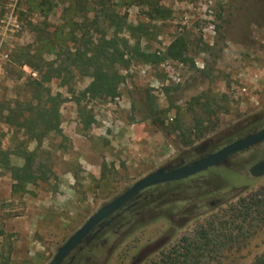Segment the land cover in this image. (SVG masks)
<instances>
[{
  "label": "rangeland",
  "instance_id": "obj_1",
  "mask_svg": "<svg viewBox=\"0 0 264 264\" xmlns=\"http://www.w3.org/2000/svg\"><path fill=\"white\" fill-rule=\"evenodd\" d=\"M112 7L126 12L129 24L143 25L135 35L122 32L130 44L163 54L184 36L195 66L171 58L145 63L128 48L129 62L116 65L125 76L120 96L85 97L91 78H78L73 89L81 109L60 79L45 84L51 95L65 98L59 107L63 135L48 134L38 152L54 175L28 184L24 194L12 192L10 171L0 176V264H48L90 216L142 177L192 162L264 126V0H115ZM158 7L164 17L155 13ZM98 14L89 0H0L3 114L33 92L26 85L38 74L23 65L24 56L56 58L57 41L44 49L43 39L66 37L71 28L79 34L91 20L100 25ZM98 33L92 27L86 38ZM0 134L10 149L25 138L4 123ZM36 145L29 140L26 147ZM262 158L264 142L191 178L144 189L62 264H149L205 222L229 228L243 198L264 201V176L249 172ZM96 160L98 166L87 165ZM11 161L24 162L16 154ZM256 216L232 222L233 237L217 255L206 256L209 264H253L264 255V212Z\"/></svg>",
  "mask_w": 264,
  "mask_h": 264
},
{
  "label": "trees",
  "instance_id": "obj_2",
  "mask_svg": "<svg viewBox=\"0 0 264 264\" xmlns=\"http://www.w3.org/2000/svg\"><path fill=\"white\" fill-rule=\"evenodd\" d=\"M89 1L99 12L100 25L97 24V21L95 25V22L91 20V25L81 27L79 34L71 28L72 30L70 29L66 37L62 38V35L60 36L58 33L52 40L44 38L41 42L44 49L53 46L57 41L59 54L56 58L50 59L44 54L37 53L23 55L25 57L23 65H28L38 74L37 78H33L32 82L30 81L26 85L33 92L24 100L16 101L14 107L8 106L7 114L0 111V123L23 131V135H25V138H18L16 145L11 149L5 148L0 139V176L4 170L10 171L13 179V193H27L30 191L27 188L28 184L36 185L39 179L47 180L54 175L48 161L41 160L38 152L48 134L55 132L58 135H63L59 120V107L65 98H62L61 93L51 95L52 91L45 88L46 83L51 82L54 78L60 79L61 84L67 85L68 92L72 94V97H75L74 100L81 109V96H78L73 89V83L78 78H91L89 85L81 92V95L85 97L107 99L120 96L119 88L125 76L120 73L116 65L129 62L126 58L128 48L133 52L132 57H137L145 63L157 64L164 58H171L195 66L194 59L188 57V40L184 36H176L163 54L144 51L138 41L130 44L129 39L121 36L124 30H131L135 35V32L143 30L142 24L136 26L129 24L126 12L121 14L113 9L112 5L115 0L113 2L112 0ZM139 1L142 0H130L131 3ZM155 13L164 17L166 12L163 11V8L158 7L155 9ZM87 19L89 20V18ZM92 27L99 33L96 37L87 39L89 37L87 34L91 33ZM84 29H88L89 33H85ZM84 111L81 112L82 115ZM150 117L152 118L151 115ZM154 121L158 127L163 129V122L156 119ZM86 123L90 125L92 118L86 120ZM246 134L233 138L226 144ZM29 140L37 142L35 149L30 150L26 147ZM12 154L22 157L23 164L14 165L11 161ZM240 204L241 208L236 211V217L230 219L229 228L226 224H221L222 222L218 225L214 224L212 227L211 223L205 222L192 234L182 237L173 248L163 252L158 260L149 264H209V259L206 256L208 254L212 257L217 255L225 247L226 242L233 237L232 222L240 217H242V221H248L252 215L256 214L258 217L264 212L263 200L243 198ZM253 264H264V255L257 257Z\"/></svg>",
  "mask_w": 264,
  "mask_h": 264
},
{
  "label": "water",
  "instance_id": "obj_3",
  "mask_svg": "<svg viewBox=\"0 0 264 264\" xmlns=\"http://www.w3.org/2000/svg\"><path fill=\"white\" fill-rule=\"evenodd\" d=\"M262 142H264V128L244 138L235 140L218 151L195 160L190 164L169 171L159 169L149 173L136 181L122 194L104 204L92 216H90L89 219L71 237H69L61 247L58 248L56 254L48 264H62L68 255L87 238L97 225L122 208L140 191L157 184L184 179L210 167L217 166L228 159L232 154ZM250 174L254 177L264 176V158L256 162L250 168Z\"/></svg>",
  "mask_w": 264,
  "mask_h": 264
},
{
  "label": "flooded vegetation",
  "instance_id": "obj_4",
  "mask_svg": "<svg viewBox=\"0 0 264 264\" xmlns=\"http://www.w3.org/2000/svg\"><path fill=\"white\" fill-rule=\"evenodd\" d=\"M262 128H264V126L261 127V128H259L258 130H255V131L252 132V133H248V134L244 135V136L241 137V138H244V137H246V136H248V135H251V134H253V133H256L257 131L261 130ZM238 139H240V138H238ZM238 139H236V140H238ZM234 141H235V140H234ZM232 142H233V141H232ZM230 143H231V142H230ZM226 145H227V144H226ZM226 145H224V146H226ZM224 146H222V147H224ZM222 147H221V148H222ZM204 148H205V147H202V149H204ZM221 148H220V149H221ZM218 150H219V149H218ZM218 150H215V151L209 152V153H207L206 155L200 157L199 159H201V158H203V157H205V156H207V155H209V154H211V153H214V152H216V151H218ZM236 153H237V152H236ZM234 154H235V153H234ZM232 155H233V154H232ZM228 158H229V157H228ZM196 160H198V159H196ZM194 161H195V160H194ZM192 162H193V161H192ZM192 162H189V163H186V164H190V163H192ZM223 162H224V161H223ZM186 164H183V165H186ZM183 165H180V166H177V167H173V168L166 169V171H169V170H173V169L179 168V167H181V166H183ZM251 167H252V166H251ZM251 167H250V168H251ZM249 172H250V169H249ZM194 175H195V174H194ZM194 175L188 176V177H186V178H191V177H193ZM186 178L181 179V180H185ZM181 180H175V181H170V182H177V181H181ZM170 182H167V183H170ZM167 183H163V184H167ZM161 184H162V183H161ZM157 185H159V184H157ZM151 187H152V186H151ZM148 188H149V187H148ZM146 189H147V188H146ZM142 191H143V190H142ZM142 191H140V192H142ZM140 192H139V193H140ZM139 193H138V194H139ZM138 194H137V195H138ZM135 197H136V196H134L131 200H133ZM131 200H130V201H131ZM130 201H129V202H130ZM217 201H218V200H214V201H212L211 203L214 204V203H216ZM129 202H128V203H129ZM128 203H126V204H128ZM126 204H125V205H126ZM125 205H124V206H125ZM124 206H123V207H124ZM123 207H122V208H123ZM120 209H121V208H120ZM120 209H119V210H120ZM116 212H117V211H116ZM116 212H115V213H116ZM113 214H114V213H113ZM113 214H112V215H113ZM110 216H111V215H110ZM110 216H109V217H110ZM109 217H108V218H109ZM108 218H106L105 220H107ZM105 220H103L101 223H103ZM101 223H100V224H101ZM97 226H98V225H97ZM97 226H96V227H97ZM92 232H93V231H92ZM92 232H91V233H92ZM91 233L87 236V238L91 235ZM87 238H86V239H87Z\"/></svg>",
  "mask_w": 264,
  "mask_h": 264
},
{
  "label": "crops",
  "instance_id": "obj_5",
  "mask_svg": "<svg viewBox=\"0 0 264 264\" xmlns=\"http://www.w3.org/2000/svg\"><path fill=\"white\" fill-rule=\"evenodd\" d=\"M87 149V147L84 145L83 147H82V150H83V158H85V150ZM88 156V155H87ZM92 165V166H94V167H96V166H98V161L96 160L95 162L94 161H92V162H87V165Z\"/></svg>",
  "mask_w": 264,
  "mask_h": 264
},
{
  "label": "bare ground",
  "instance_id": "obj_6",
  "mask_svg": "<svg viewBox=\"0 0 264 264\" xmlns=\"http://www.w3.org/2000/svg\"><path fill=\"white\" fill-rule=\"evenodd\" d=\"M181 180V179H180ZM165 183H167V182H165ZM163 184V183H162Z\"/></svg>",
  "mask_w": 264,
  "mask_h": 264
}]
</instances>
